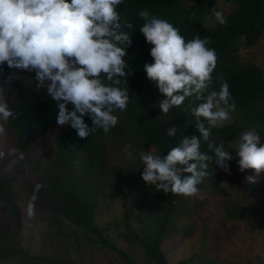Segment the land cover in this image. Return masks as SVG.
Returning <instances> with one entry per match:
<instances>
[{"label":"trees","instance_id":"1","mask_svg":"<svg viewBox=\"0 0 264 264\" xmlns=\"http://www.w3.org/2000/svg\"><path fill=\"white\" fill-rule=\"evenodd\" d=\"M226 1L230 2L231 7L224 16L226 24L221 25L216 20L210 25L201 26V18L214 9V0H123L117 6L121 14L120 30L128 32L131 37V45L127 47V55L124 57L128 65L125 69L128 73L127 83L125 85L121 78L120 85L129 91L126 110L117 109L114 112L118 117L114 127L108 131L97 128L83 139L77 135L70 122L63 125L53 132L48 158L34 157L31 161L32 158L28 156L36 144L35 140L43 138L49 125L57 119L46 112L48 103L45 99L28 96L23 82L11 74L7 64L0 65V87L1 84L5 88L6 84L9 86L5 93H0V101H6L15 114V118L5 119L0 116V133L4 134L0 137V213L3 220L0 224V261L20 253L24 261L34 257L35 264H87L79 256L83 244L79 235L70 236L75 227L84 234H92L90 242L97 244L98 249H109L126 264H137L125 249L108 240L104 233L108 221L103 225L95 224L96 208L100 199H105L107 192L122 197L125 195L135 168L142 162L139 157L141 151L148 153L154 148L157 154L166 156L171 148L180 144L183 137L199 136L189 106L201 102L193 96L186 98L181 106L170 109L167 114L160 112L158 105L165 97L156 83L147 77L144 68L146 63L154 62L150 55L153 45L146 42L139 30L144 23L139 12L144 8L150 14L172 23L186 42L197 35L211 38L207 46L216 50L218 59L211 74L212 84L208 92L219 91L221 79L226 80L232 101L235 102V110L230 111L229 121L212 130L209 139L217 144L224 142L225 150L234 157L228 162L234 167L239 166L240 158L236 151L243 132H255L260 137V143L264 144V70L250 57H240V49H248L264 29V0ZM127 22L134 25L132 30L123 24ZM83 119L89 127H93L89 116L85 115ZM172 126L177 128V133L169 137L167 129ZM180 127L184 128L182 132L178 131ZM126 145H131L127 149L132 154L131 158L126 154ZM16 151H19V158L32 162L33 168L20 180L19 186L14 187L11 181L15 177L13 168L16 161L13 154ZM201 151L211 156L212 160L207 162L208 174L197 187L209 194L223 192L219 186L215 154L202 137ZM6 165L12 166V170L6 171ZM238 177L231 178L232 188L241 195H250L254 190L252 181L244 178L238 191ZM26 186L31 191L29 205L39 210L40 219L46 226L41 249L44 256H29L20 247L22 214L17 195ZM180 197L181 194L164 193L153 185H145L132 198V207L124 211L119 220H114V225L117 226L120 221L124 226L119 232L122 238L141 247L145 264H167L168 250L164 247L166 241H169L168 246L172 250L192 234L194 225L176 235L170 231L179 218ZM244 210L245 206L240 204L226 216L244 219ZM195 211L187 207L182 211L185 216L182 219L192 220ZM64 225L68 230L64 229ZM173 240L174 246L171 242ZM45 241H55L56 255L49 256ZM69 252L75 258L63 256ZM192 257L190 252L175 264H188L186 259Z\"/></svg>","mask_w":264,"mask_h":264},{"label":"clouds","instance_id":"2","mask_svg":"<svg viewBox=\"0 0 264 264\" xmlns=\"http://www.w3.org/2000/svg\"><path fill=\"white\" fill-rule=\"evenodd\" d=\"M123 0H0V65L35 72L37 87L47 86L51 97L58 102L57 123L70 122L80 138H86L97 128L108 131L118 122L114 112L126 110L128 67L124 57L131 45L128 32L121 31V14L117 10ZM221 25L226 19L216 12ZM144 23L139 27L147 43L153 45V63L144 65L147 77L154 81L164 99L160 112L167 114L181 106L186 98L195 97L200 103L189 106L195 117L199 136H185L166 156L141 151V177L164 193L194 195L208 174V161L201 151V137L214 152L217 165L229 172L228 161L234 157L219 144L211 141L212 130L229 119L235 102L226 80L221 79L219 91L208 92L211 74L217 65V53L211 38L199 35L186 42L179 30L165 19L150 14L147 8L139 12ZM129 30L131 22L123 23ZM103 74V76H102ZM107 81V82H105ZM0 93L3 89L0 88ZM230 101H232L230 103ZM71 104L69 111L67 105ZM87 115L93 127L84 121ZM0 116L15 118L6 101H0ZM2 131V129H0ZM175 126L167 136H175ZM131 145H126V154ZM236 154L239 169H253L255 177L264 173V144L253 131L241 135Z\"/></svg>","mask_w":264,"mask_h":264},{"label":"rangeland","instance_id":"3","mask_svg":"<svg viewBox=\"0 0 264 264\" xmlns=\"http://www.w3.org/2000/svg\"><path fill=\"white\" fill-rule=\"evenodd\" d=\"M231 10L230 2L226 0H214V9L203 16L200 20L201 26H207L214 23L216 12H221L225 16ZM240 52L244 59L250 57L251 60L261 69L264 70V29L257 39V41L248 47V49ZM12 75L20 79L28 96H35L43 98L48 103L46 112L57 119L59 107L58 102L54 100L47 91V86L37 87L38 82L35 80V72H28L24 70H17L10 68ZM1 84L3 93L6 88ZM2 93V94H3ZM1 95V94H0ZM1 97V96H0ZM72 105H67L69 111L72 110ZM56 116V118H55ZM231 118L226 121H229ZM224 121V122H226ZM63 127L55 120L49 125V129L43 138H37L35 145L29 153V158L34 160V157L48 158L51 153L50 145L52 144L53 132ZM184 128L180 127L179 132ZM4 136L0 133V137ZM148 153L155 154L154 148H151ZM19 151L13 154V159L16 161L13 168L15 177L12 179L11 184L14 187L19 186V182L30 172L33 166L32 162H27L22 157H18ZM229 163V162H228ZM143 162L139 163L135 168L132 181L126 187L125 195L122 197L118 194L107 192L105 199H100L94 215V222L97 225H103L109 222V225L104 230L109 241L116 244L118 247L125 249L130 258L137 264H145V258L141 247L137 243H130L128 240L122 238L119 232L124 228L123 224L119 221L118 225H114V220H119L124 211L132 207V198L136 196L145 185L141 172L143 171ZM229 172H225L219 166L217 173L220 177L219 186L223 192H215L212 194L206 193L201 188L191 196L181 194V208L179 210V218L171 227L170 231L176 235L183 232L190 226L193 227L192 234L182 240L178 246L171 250L168 242L164 247L168 250L167 264H175V262L183 257L188 256L191 252L192 259H186L188 264H264V173L255 177L254 190L250 195H241L234 191L231 184L232 177H238L237 188L242 186L244 178L255 176L253 169H246L240 171L239 166L234 167L230 163ZM33 168V167H32ZM6 171H11L12 166L6 165ZM224 193V194H222ZM31 191L26 186L21 189L17 195V200L20 205L22 214L20 224V237L21 250H25L27 255L44 256L42 251V236L45 232L46 226L40 219V212L37 209H32L29 205ZM184 199L187 206L184 205ZM205 199V201L203 200ZM202 200V201H201ZM201 202V204H200ZM240 204L245 206L243 211L244 219L235 217H227V213L236 210ZM196 209L194 218H184V209ZM3 222L0 213V224ZM193 224H192V223ZM64 229L68 228L64 225ZM73 233L70 236L78 234L82 240L79 256L84 263L87 264H126L115 252L109 249H98V245L90 242L93 239L92 234L84 232L79 228H73ZM75 232V233H74ZM46 248L49 250V256L56 255L57 246L55 241L47 243ZM174 246L175 241H171ZM170 242V243H171ZM48 244V245H47ZM51 244H54L51 245ZM200 253V254H198ZM70 258H75L72 252L66 255ZM0 264H35L34 257L24 261V257L20 253H15L12 256L0 261ZM47 264V263H44Z\"/></svg>","mask_w":264,"mask_h":264}]
</instances>
